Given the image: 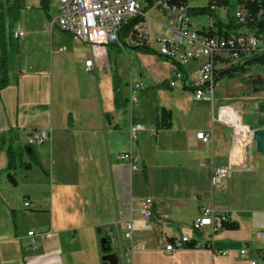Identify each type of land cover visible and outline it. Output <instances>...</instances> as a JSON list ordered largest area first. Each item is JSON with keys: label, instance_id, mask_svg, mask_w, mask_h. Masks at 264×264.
I'll list each match as a JSON object with an SVG mask.
<instances>
[{"label": "crops", "instance_id": "obj_1", "mask_svg": "<svg viewBox=\"0 0 264 264\" xmlns=\"http://www.w3.org/2000/svg\"><path fill=\"white\" fill-rule=\"evenodd\" d=\"M58 13L56 3L55 14L48 13L55 45L29 49L24 38L46 30L36 27L18 38L23 42L14 51L7 49L10 82L0 91V264H264V153L253 151L248 168H229L218 187L210 182L214 168L230 165L233 133L223 123L241 136L264 128L258 127L264 120L259 104L253 126L228 106L218 109L221 125L213 115L211 121L205 114L182 119L165 107L157 106L153 116L141 105L131 111L130 84L140 81L133 73L121 81L113 49H132L161 66L157 44H147L133 29L121 43L109 45L112 50L107 46L106 55L87 71L91 47L51 24ZM54 26L72 40L71 47L55 39ZM165 58L164 63H175ZM113 63L116 79L107 85L100 75ZM137 72L143 76L140 68ZM171 77L157 75L156 87L166 79L169 85ZM184 79L183 87L191 84L189 74ZM232 110L240 114L241 126L226 121ZM135 122L143 129L133 140ZM39 130H50V139L30 144ZM198 131L211 132L212 140L197 139ZM128 151L139 157L137 170L119 158ZM24 163L29 167L19 166ZM148 198L153 215L144 220L140 213ZM203 206L226 210L232 220L214 234L211 247L161 250L164 238L210 241L208 228L197 232L192 226ZM128 221L133 241L144 249L127 252ZM242 248H248V258L240 256Z\"/></svg>", "mask_w": 264, "mask_h": 264}, {"label": "built area", "instance_id": "obj_2", "mask_svg": "<svg viewBox=\"0 0 264 264\" xmlns=\"http://www.w3.org/2000/svg\"><path fill=\"white\" fill-rule=\"evenodd\" d=\"M150 6L163 11L167 16V22L159 23L161 29L158 32L152 26H143L141 22L134 26V30L138 37L144 39L147 44H157L158 52L162 56L172 59L183 69L189 61H198L194 93L195 98L199 101L204 100L207 96L213 104L220 69L244 63L253 58L255 54H264V37L250 32L246 28L210 35L207 34V27L212 25V22L208 26L194 24L189 13V5L169 6L157 2ZM57 7L58 16L51 21V24L57 25L73 39L81 40L91 47L92 57L86 61L85 69L87 71L92 70L94 60L106 55L107 46L120 42L121 31L133 18L146 20L148 17L150 24L154 20L150 17L147 9L142 8L140 0H57ZM173 7H180V14H173ZM235 16L238 22H245V14L241 9L236 10ZM25 34V31H18L14 37L20 38ZM183 75L182 70L176 69L170 78L169 85L173 88L180 84L186 85ZM142 89L141 82L130 84L129 105L131 111L138 102L137 93ZM216 120L214 118V121ZM219 121H222L221 117ZM142 129L141 123L135 122L131 125L133 140L138 138ZM50 134V130L36 131L29 137V143L47 141L50 139ZM196 138L204 143H209L212 140V133L198 131ZM119 158L128 160L132 170L138 169L139 157L132 151L120 153ZM228 174L229 167L227 166L214 168L210 178L211 186L218 187ZM26 205L29 206L30 203L26 202ZM140 215L144 220L151 219L153 215L151 198L145 201ZM231 222L228 211L203 206L192 226L197 232L208 228L211 232L210 241L206 243L193 241L188 235L172 239L164 238L161 241L160 249L165 252H174L184 247L208 249L211 247L214 234ZM28 234L33 236L35 231L32 230ZM261 236L264 238V232L261 233ZM124 238L131 242L126 247L127 252L145 248L143 243L133 241L130 221L126 223ZM219 253L228 255L229 251L219 250ZM239 253L243 258L249 257L248 248H242ZM252 264H256V261H252Z\"/></svg>", "mask_w": 264, "mask_h": 264}, {"label": "rangeland", "instance_id": "obj_3", "mask_svg": "<svg viewBox=\"0 0 264 264\" xmlns=\"http://www.w3.org/2000/svg\"><path fill=\"white\" fill-rule=\"evenodd\" d=\"M47 1V12L54 15L57 0ZM236 2L237 0H230L227 6L223 5L211 16L207 12L192 14L191 20L194 24L200 26H208L209 23L216 19L223 23H227L229 20L227 11L233 15L236 9ZM140 3L142 8L147 9L150 17L154 19L150 24L148 17L146 20L142 18V25L146 27L152 26V28L158 32L161 29L159 23L167 22L166 14L159 9L151 7L148 0H140ZM209 3L210 0H191L190 4L191 7L194 8L209 7ZM8 7H11V9L9 10ZM1 12H4L3 18L5 20L1 22L2 16H0V23L4 24L7 45L10 51H14V48H17V45L20 46L23 42V38L18 41V38L14 37L16 32L25 31L27 33L26 30L36 27L42 29L46 28V30L42 35L30 33L24 38L25 41H27L29 49H35V47L41 44L47 49L50 45L53 46L56 44L55 41L51 44L49 17L45 15L46 13L42 7L41 0H0V13ZM53 31L55 39L62 38L60 39L62 45L64 43L69 44L68 46L70 47L73 45L72 40L63 39L61 35L62 31L58 27L54 26ZM109 50H112L111 46H109ZM113 50L118 56V74L122 78L121 81L125 82L129 79L130 73H133V77L135 75L142 83L143 89L137 93L138 102L135 104L134 109L141 105V107L147 109V114L149 116H153L157 106L159 109L165 107L166 109L172 110L173 113L178 114L182 119L193 116V118L195 117L200 120L203 114H205L204 116L207 121H211L213 115V117L217 119L215 123L221 125L223 121H221V123L218 121V109L221 106H226V108L228 106L236 111L243 112L244 123L246 125H256L259 120L255 106L256 102L258 104L264 102V63L262 62L256 61L252 63L248 66V70L241 75L235 77L224 75L219 77L214 91L215 100L212 104L210 101L197 100L194 90L191 87V84L195 83V78L197 77L196 64L198 61H189L185 66L191 83L187 85V87H183L182 85L174 88L170 87L167 85V79L164 81V85L161 83L160 86L156 87L155 82L157 75L162 76L165 73L170 77L173 75L175 65L172 61L164 63L167 62L168 59L165 60V57L157 54L156 58L158 62H161V66H158L151 61L144 60L143 58L141 59V57L139 58L137 53L132 49H128L126 52H117L116 49ZM140 55L144 56L142 54ZM10 62L12 67L11 56ZM115 67L116 65L113 63L112 69L109 70L108 68H104L102 75H100L102 81L106 82L107 85H111L116 79L115 74L117 72ZM138 68L143 71V76H140L139 72H137ZM124 91L127 93L126 89ZM223 126L228 129L231 134L233 133V137L237 136L233 126H229L225 123H223Z\"/></svg>", "mask_w": 264, "mask_h": 264}, {"label": "trees", "instance_id": "obj_4", "mask_svg": "<svg viewBox=\"0 0 264 264\" xmlns=\"http://www.w3.org/2000/svg\"><path fill=\"white\" fill-rule=\"evenodd\" d=\"M150 5L155 3L157 0H148ZM170 5H176V6H182V5H189V13L197 14L200 12H207L211 15L215 13L219 8H221L223 5L227 6L230 3V0H210L209 7H191V0H165ZM42 7L45 10L46 15H48L47 8H48V1L47 0H41ZM10 10L11 7H8ZM241 9L245 14V22L240 23L236 20V10ZM3 13H0V16H2L1 22H3L5 19L3 18ZM215 15V14H214ZM49 16V15H48ZM228 16V22L223 23L220 20H213L212 25L207 27V34H224L229 33V31H235L239 28H246L250 32H253L257 35L264 37V0H237L236 2V9L234 11V14L231 15L229 11H227ZM13 18V17H12ZM144 19V18H143ZM142 18H133L129 23H127L123 30L121 31L119 37H120V43L123 41V38L126 37L133 29L134 26L138 23H140ZM228 30H226V29ZM4 24L0 23V91L3 87H5L10 82V77L8 74V59H7V40H6V31ZM119 44V43H117ZM141 51L144 53H157L155 50L147 48V47H139ZM167 60V59H166ZM259 61L264 63V54H255L253 58L250 60H247L244 63H238L235 65L230 66L226 69H220L218 77H222L224 75L235 77L238 75L243 74L248 70V66H250L252 63ZM176 66V69H180L183 71L184 78L188 77V72L186 69H183L180 65H178L176 62L174 63ZM192 89L195 90V84H191ZM187 87V86H186ZM259 110L264 111V102L259 103ZM264 125V120H260L258 122V127H261ZM18 166V165H17ZM19 166L29 167V163L19 164ZM10 167H15L12 161L10 160ZM106 251H109V245L108 242H106L105 245Z\"/></svg>", "mask_w": 264, "mask_h": 264}, {"label": "water", "instance_id": "obj_5", "mask_svg": "<svg viewBox=\"0 0 264 264\" xmlns=\"http://www.w3.org/2000/svg\"><path fill=\"white\" fill-rule=\"evenodd\" d=\"M253 151L264 153V128L251 130L249 139L241 146L238 145V136L233 137L229 168H248Z\"/></svg>", "mask_w": 264, "mask_h": 264}, {"label": "bare ground", "instance_id": "obj_6", "mask_svg": "<svg viewBox=\"0 0 264 264\" xmlns=\"http://www.w3.org/2000/svg\"><path fill=\"white\" fill-rule=\"evenodd\" d=\"M157 2H161L162 5L176 6V5L168 4L165 0L155 1V3H157ZM173 14H180V7H173ZM226 121L228 123H232V124H235L237 126H241L240 114L234 110L231 111V114L228 116V118H226ZM250 133H251V131H249V134H247L246 136H241V135L236 134L238 136V145L239 146L243 145V143L249 139Z\"/></svg>", "mask_w": 264, "mask_h": 264}, {"label": "flooded vegetation", "instance_id": "obj_7", "mask_svg": "<svg viewBox=\"0 0 264 264\" xmlns=\"http://www.w3.org/2000/svg\"><path fill=\"white\" fill-rule=\"evenodd\" d=\"M262 83V82H261Z\"/></svg>", "mask_w": 264, "mask_h": 264}]
</instances>
